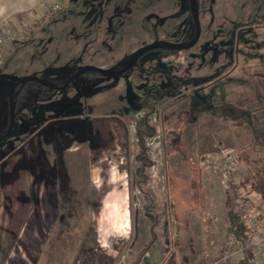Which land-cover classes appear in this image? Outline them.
<instances>
[{
	"label": "rangeland",
	"instance_id": "obj_1",
	"mask_svg": "<svg viewBox=\"0 0 264 264\" xmlns=\"http://www.w3.org/2000/svg\"><path fill=\"white\" fill-rule=\"evenodd\" d=\"M72 1L64 12L49 11L52 21L41 18L40 34L25 40L29 43L20 49L22 60L13 62L14 68L55 80L83 64L116 70L143 44L157 39L185 42L194 34L189 0H104L103 5L98 0ZM200 1L201 33L193 46L177 54L153 48L122 75L97 78L84 73L47 97L37 99V92L28 90L19 99L18 115L28 125L14 123L12 133L0 141V165L15 161L13 174L20 180L25 174L37 181L53 174L62 183L59 150L62 159L74 154L61 149L62 144L69 142L73 148L77 138L98 147L90 129L94 119H116L123 128L120 150L98 157L110 165L104 164L103 170L98 165L96 183L118 185L123 176L125 199L111 194L102 212L86 213L84 191L73 183L89 175L86 155L78 172L73 169L68 176L72 187L61 208L73 206V213L71 227L60 234L57 264H234L242 243L236 227L229 231L231 215L237 224L254 225V260L264 264V218L258 217L264 215V200L239 186L244 175L264 163V24L257 20L264 0ZM10 85L3 87L0 98V131L8 122ZM147 93L150 98L162 95L150 118L155 132L146 144L152 164L141 192L134 181L143 178L135 176L139 146L134 127L146 111ZM228 103H233L230 110ZM80 124L88 127L85 135ZM240 150L246 160L236 158L226 173L227 153L237 156ZM166 198L182 218L180 229L175 232L171 222L166 241L162 226L155 229L153 243L138 258L151 239L152 216L163 214ZM149 203L155 212L146 210ZM97 206L90 200L91 209ZM87 218L93 229L86 230L88 241L81 244Z\"/></svg>",
	"mask_w": 264,
	"mask_h": 264
},
{
	"label": "crops",
	"instance_id": "obj_2",
	"mask_svg": "<svg viewBox=\"0 0 264 264\" xmlns=\"http://www.w3.org/2000/svg\"><path fill=\"white\" fill-rule=\"evenodd\" d=\"M44 1L0 0V28L14 29L18 25L26 22L34 23L32 33L29 36L30 40L28 39L29 42L33 41L37 34H40L39 22L41 20L36 21L37 16L49 22L54 19V15L50 16L49 12L43 10L42 3ZM60 1L65 4V10L63 12L73 2L72 0ZM80 1L82 0H75L74 2L76 4H82ZM28 43H25V41L19 42L9 50H6L4 62L0 65V98L4 96L3 87L9 83L13 84L5 75L22 77L23 75L36 74L41 77H54L53 75L45 76L38 74L36 71L20 70L12 66L15 62L22 60L23 54L20 49L25 48V45ZM8 64L11 66L9 67ZM102 65L104 64H100V66ZM81 125L83 124L79 125L82 128V133L80 134L85 135L88 132V127H82ZM92 128L96 135H93L95 138L94 141H97L95 143H99L98 145L100 147L91 146L92 144L88 141H79L74 136V140L77 143L73 148L69 147V142L62 144L61 149L66 150L67 153L74 154L72 157L69 156L62 159L61 150H59L57 160L60 172H62L60 175L61 185L58 184L57 176L53 174H50L51 176L46 175L48 177L47 179L43 177L38 181L37 179H31V174H25V177L20 180V175L13 174L15 161H12V163L9 161L10 159L2 161L0 165V264H57L61 262V258H59V245H62L60 234L64 228L66 230V228L71 227L68 220L72 219L70 214L73 213V206L69 207L68 205L65 207V205L61 208V204L69 197V186L71 185L72 187L68 176L70 177L73 169L78 172V165L82 162L83 158L89 159V175L87 178H83L80 181L75 180L73 183L77 190L84 191L82 200L84 201V208L87 209V214H94L97 210L102 212L105 202L111 194H116L117 197L118 195L122 197L125 195L123 176L122 178L119 177L118 181H120L118 185L113 183L102 187L96 183V174L100 172L98 168L101 169L99 166H102L103 170L105 167L104 164H106L98 162V157L101 158L103 153L108 155L111 153L110 151L116 152L118 148H121V143L123 142H121L119 132L123 129L121 121L116 119L105 120L104 118L94 119L91 121L90 129ZM60 146L58 145V147ZM104 150L105 152H103ZM86 155L88 156L87 158H85ZM106 165L108 167L110 162H107ZM119 171L121 172L122 169L120 168ZM62 177L64 178L62 179ZM90 200H96L98 202L96 210L89 207ZM74 206L81 207L79 205ZM65 216L67 218H64ZM88 218L87 221L85 220V223L83 222L85 231L93 229ZM85 234L81 240V244H85L88 241L87 231ZM91 242L93 243L90 240Z\"/></svg>",
	"mask_w": 264,
	"mask_h": 264
},
{
	"label": "trees",
	"instance_id": "obj_3",
	"mask_svg": "<svg viewBox=\"0 0 264 264\" xmlns=\"http://www.w3.org/2000/svg\"><path fill=\"white\" fill-rule=\"evenodd\" d=\"M199 3V8H201V2H199L200 0H197ZM65 10V9H64ZM192 19V16H191ZM193 20V19H192ZM257 20L262 24H264V12L259 13V15H257ZM195 31L194 34L192 36V38L190 40L193 39L194 35H195ZM29 39V38H28ZM27 39V40H28ZM160 49H162L163 53H170V52H174L177 54L178 49L176 50L175 48H168V47H158ZM124 67V65H121L119 68ZM79 67H77L76 69H74L72 72L76 71ZM72 72H70L69 76L72 74ZM128 72V70L126 71ZM86 73L92 75V76H97V78H101L104 75L100 72H97L96 70H91V71H87ZM8 79H10L12 81V83L19 79L20 77H15L12 75H5ZM81 76V75H80ZM105 77V76H104ZM68 77L61 79V80H55L53 78H51L52 80H54L56 83L58 84H64L65 81L67 80ZM74 82V81H73ZM73 82L71 84H73ZM185 83V80H184ZM69 84V86L71 85ZM182 85V82L178 83V87H180ZM28 90H32V91H36V97L37 99L40 98H44L49 96L50 94H53L57 89H52L48 86H45L44 84L42 85V83H40L37 80H31V81H27L24 83H20L18 84L16 90H15V94H14V100H15V104H16V113H18V104L20 103V98H22L23 96L26 97V92ZM168 90L164 91L165 93ZM162 92V93H164ZM162 93L155 95L154 98H150V93H147L145 99H144V107L146 108V111L143 112L140 117L138 118V121L135 124L134 127V135L136 136V143L139 146V152L136 153L134 155L136 161H137V167H135V176L136 177H143L141 180H139L138 178H135V185L139 186L141 192H144V188L142 187L143 185L147 184L148 180H146L148 178L147 176V167H149L152 163V160L150 158L149 152H148V147H147V137H150L154 134V130L155 127L152 125L151 123V115L154 112L155 109V105L158 103L159 98L161 97ZM9 106V105H8ZM233 106V103H228L227 107L230 110V107ZM8 111H9V107H8ZM7 111V112H8ZM9 119H10V113L8 112V122L7 124H5L6 126L3 128L2 132H5L7 130L8 127V123H9ZM25 123H27V120H25ZM28 125V124H27ZM20 128H24V126L21 124L19 125ZM236 158L237 160H242L245 159L246 160V155L244 152H242V150L237 151L236 154ZM239 186H241L242 189L246 190V193L248 194L249 192H255L257 194L260 195V197L262 198V200H264V163H262L259 166L254 167V169L252 171H250L249 173H247L246 175L243 176V178L241 179ZM246 201L250 200V197H248L246 195L245 197ZM249 203H251L249 201ZM152 203L147 204L146 206V210L149 212H153L154 211V207L153 205H151ZM162 204H163V214H161L160 212H155L154 215L152 216L153 218L151 219V228L149 229L151 232V239L146 241L145 244H143L142 249L140 250V253H138V258H140V256L142 255V253L146 252V250H148V248L151 246V244L153 243L152 241H154L155 239V229H157L158 227L162 226V231H163V236H164V241L168 240V238H170V234H171V222L173 223V227L175 229V232H177L180 228V223H181V217L179 216V213L172 208L171 202L168 198L162 200ZM162 216V217H161ZM259 218H264V215L259 214L258 215ZM237 218L234 215H231L230 217V225H229V231L231 232L233 230L234 227H236L237 229V234H238V238L241 240L242 243V254L239 257V259L234 263V264H256L254 257H255V247H254V243H253V235H254V225H251V223H238L237 225ZM235 225V226H234ZM173 253V252H172ZM138 259L135 261L137 262Z\"/></svg>",
	"mask_w": 264,
	"mask_h": 264
},
{
	"label": "water",
	"instance_id": "obj_4",
	"mask_svg": "<svg viewBox=\"0 0 264 264\" xmlns=\"http://www.w3.org/2000/svg\"><path fill=\"white\" fill-rule=\"evenodd\" d=\"M189 7L191 8V12L193 16L192 19H194L195 24H196V30H195L196 34L194 38L188 42H176V41H170L167 39H157L155 41L143 44L138 49H136L135 52L130 57L129 61L126 63V65L123 68L115 70V69H110V68H105V67L103 68L102 66H96L93 64L82 65L75 72H73L67 78L66 82L62 85H58V83H56L54 80L50 78H45L43 76L41 77L36 74H30V75L28 74V75L22 76L19 79L15 80L12 86H10V92H9V96L7 99L9 101V111L8 112L10 113L8 128L5 133L0 134V141L7 138L8 135L12 133L14 125H15L14 123H16V112H15L16 104L14 100L15 99L14 94H15V90L18 84L31 81V80H37L40 83H42V85L44 84L45 86H48L52 89H64L67 86H69L68 84L73 82L80 75L86 73L87 71H91V70H96L97 72L102 73L104 76H109V77L122 75L126 72V70H128L129 68H131L134 64L138 62L140 56H142L144 53H146L147 51L153 48L168 47V48H175L177 50V49L191 47L195 44V42L198 41L200 37L201 25H200V19H198L199 18V7H198L197 0H190Z\"/></svg>",
	"mask_w": 264,
	"mask_h": 264
},
{
	"label": "built area",
	"instance_id": "obj_5",
	"mask_svg": "<svg viewBox=\"0 0 264 264\" xmlns=\"http://www.w3.org/2000/svg\"><path fill=\"white\" fill-rule=\"evenodd\" d=\"M64 3L60 0H45L42 3V8L45 12L49 11H60L62 10ZM36 21H40V16H37ZM33 24L31 22H26L18 25L14 29H6L0 28V65L4 62L6 50H9L13 45L19 42H24L27 40V37L32 33ZM225 158L224 170L228 173V169H230L233 163L236 161V156L227 153ZM205 162H210L208 157L205 158Z\"/></svg>",
	"mask_w": 264,
	"mask_h": 264
},
{
	"label": "flooded vegetation",
	"instance_id": "obj_6",
	"mask_svg": "<svg viewBox=\"0 0 264 264\" xmlns=\"http://www.w3.org/2000/svg\"><path fill=\"white\" fill-rule=\"evenodd\" d=\"M199 2H201V1H199ZM97 3H102V5H103L104 0H98ZM189 3H190V0H189ZM197 3H198V1H197ZM198 7H199V3H198ZM64 9H65V4H64L62 10H64ZM60 11H61V10H60ZM190 14H191V16H192L191 8H190ZM192 18H193V16H192ZM193 21H194V19H193ZM194 23H195V21H194ZM195 30H196V24H195V29H194V31H195ZM195 32H196V31H195ZM195 34H196V33H195ZM194 36H195V35H194ZM191 38H192V37H191ZM191 38L187 39L185 42L190 41ZM193 38H194V37H193ZM148 43H149V42H148ZM141 46H142V45H141ZM138 48H139V47H138ZM138 48H137V49H138ZM135 50H136V49H135ZM135 50L132 51L131 56H132V54L135 52ZM178 50H179V49H178ZM131 56H130V57H131ZM130 57H129V59H130ZM129 59H128V61H129ZM139 59H140V58H139ZM128 61H127V62H128ZM138 61H139V60H138ZM127 62H126V63H127ZM126 63H124L123 65L125 66ZM83 65H84V64H83ZM134 65H135V64H134ZM102 67H103V66H102ZM119 67H120V66H119ZM119 67L116 68V69H120ZM122 68H123V67H122ZM129 69H130V68H129ZM129 69H128V70H129ZM126 71H127V70H126ZM74 72H75V71H74ZM72 73H73V72H72ZM125 73H126V72H125ZM67 77H69V75H68ZM65 78H66V77H65ZM76 79H77V78H76ZM76 79H75V80H76ZM75 80H74V81H75ZM65 82H66V81H65ZM71 83H72V82H71ZM71 83H70V84H71ZM58 85H62V84H58ZM68 85H69V84H68ZM16 88H17V87H16ZM57 90H58V89H57ZM8 105H9V101H8ZM8 107H9V106H8ZM24 114H25V113H24ZM24 119H25V116H19L18 113H16V122H18L19 125L22 124L23 126H25V124H24V123H25ZM26 125H27V124H26ZM14 126H15V125H14ZM19 127H20V126H19ZM7 128H8V127H7ZM13 129H14V128H13ZM2 130H3V129H2ZM2 130H1V131H2ZM1 131H0V134L5 133L7 130H6L5 132H2V133H1Z\"/></svg>",
	"mask_w": 264,
	"mask_h": 264
},
{
	"label": "bare ground",
	"instance_id": "obj_7",
	"mask_svg": "<svg viewBox=\"0 0 264 264\" xmlns=\"http://www.w3.org/2000/svg\"><path fill=\"white\" fill-rule=\"evenodd\" d=\"M114 212V211H113ZM108 215H109V217L111 216V213L109 214V212H108Z\"/></svg>",
	"mask_w": 264,
	"mask_h": 264
},
{
	"label": "clouds",
	"instance_id": "obj_8",
	"mask_svg": "<svg viewBox=\"0 0 264 264\" xmlns=\"http://www.w3.org/2000/svg\"><path fill=\"white\" fill-rule=\"evenodd\" d=\"M106 246V245H105Z\"/></svg>",
	"mask_w": 264,
	"mask_h": 264
}]
</instances>
